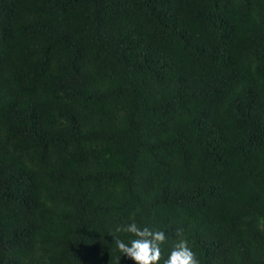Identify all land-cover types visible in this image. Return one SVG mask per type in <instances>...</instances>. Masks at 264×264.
I'll list each match as a JSON object with an SVG mask.
<instances>
[{"label":"trees","instance_id":"obj_1","mask_svg":"<svg viewBox=\"0 0 264 264\" xmlns=\"http://www.w3.org/2000/svg\"><path fill=\"white\" fill-rule=\"evenodd\" d=\"M132 222L264 264V0H0V264H135Z\"/></svg>","mask_w":264,"mask_h":264},{"label":"clouds","instance_id":"obj_2","mask_svg":"<svg viewBox=\"0 0 264 264\" xmlns=\"http://www.w3.org/2000/svg\"><path fill=\"white\" fill-rule=\"evenodd\" d=\"M116 231L131 234L133 239L128 243L115 238L118 250L127 255L135 264H159L162 257L161 245L167 240L164 231L139 227L135 222L118 226ZM177 235H182V229H177ZM164 264H200L196 253L186 239H179L172 247Z\"/></svg>","mask_w":264,"mask_h":264}]
</instances>
